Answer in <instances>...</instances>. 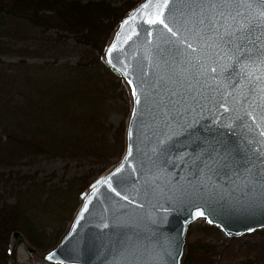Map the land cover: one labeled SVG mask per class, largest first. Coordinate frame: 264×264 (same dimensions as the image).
<instances>
[{
    "label": "water",
    "instance_id": "95a60500",
    "mask_svg": "<svg viewBox=\"0 0 264 264\" xmlns=\"http://www.w3.org/2000/svg\"><path fill=\"white\" fill-rule=\"evenodd\" d=\"M158 5H133L100 54L128 92L121 157L81 190L53 245L34 246L13 230L7 264H19L20 244L46 264H184L193 223L225 238L264 229V185L245 182L264 172L259 94L199 37L147 23ZM174 8H164L163 18L176 31ZM248 70L259 75L255 65Z\"/></svg>",
    "mask_w": 264,
    "mask_h": 264
},
{
    "label": "trees",
    "instance_id": "16d2710c",
    "mask_svg": "<svg viewBox=\"0 0 264 264\" xmlns=\"http://www.w3.org/2000/svg\"><path fill=\"white\" fill-rule=\"evenodd\" d=\"M137 2L0 0V168L6 170L0 172V264L8 256L13 230L30 244L47 248L46 237L36 228L41 220L27 208L37 198L32 190L39 185L31 175L20 174L22 164L57 157L101 163L115 153L117 145L109 138L119 141L121 132L112 133L104 117L116 77L100 54L119 19ZM52 23L72 32L77 44L87 45L72 46V51H87L89 61L85 57L69 66L26 60L63 50L61 36H45ZM4 56L18 60L5 62ZM6 193L15 195L14 202ZM202 229L218 232L207 224ZM186 245L184 264H264V229L219 243L197 238Z\"/></svg>",
    "mask_w": 264,
    "mask_h": 264
},
{
    "label": "rangeland",
    "instance_id": "374dc122",
    "mask_svg": "<svg viewBox=\"0 0 264 264\" xmlns=\"http://www.w3.org/2000/svg\"><path fill=\"white\" fill-rule=\"evenodd\" d=\"M45 36L47 39H56L61 36L60 44L63 46V50L54 54L48 52L44 56L45 58H28L26 60L29 63L41 64L46 61L55 62L56 65L65 64L74 66L77 62L82 61V59L85 61V57L88 58L86 61H89L91 54H88L87 51H72V46H78L83 49H88V47L87 45L77 44L76 36L69 30H63L56 23H52L47 26ZM57 44L60 46L58 42ZM1 59L5 62L18 60V58L7 56ZM114 83H116V86L108 96V106L106 104L104 118L112 126V133L115 129H118L121 132V136L119 137V141H114L111 137L109 138L111 143L117 145V149L114 154L109 155L110 158L106 162L100 163L99 159L96 160L95 158L94 160L89 158L85 162H78L77 160H65L57 157L49 160H39L33 164L25 163L18 168L20 174L31 175L35 179V184L39 185L34 186L35 188L32 190L37 198L31 200V204L29 203L27 208L32 214H36L37 217L39 216L41 220L38 222L36 228L40 235L46 237V247L54 244L58 236L64 231L67 222L78 206V195L87 185H84L85 181H91L121 157L123 151V130L129 113V100L128 92L122 81L116 77ZM3 170L0 168V172ZM41 181L45 182L43 186L40 183ZM9 183L13 184L14 179ZM5 196L10 203L14 202L15 195L6 193ZM204 224L203 221H199L190 225L186 234V243L197 238H205L207 241L219 243L222 238H225L218 229V232L205 231L202 229ZM7 259L8 256L3 258L1 264H7ZM17 262L19 264H46L35 262L26 252L23 244L18 246Z\"/></svg>",
    "mask_w": 264,
    "mask_h": 264
},
{
    "label": "snow or ice",
    "instance_id": "6c2138e0",
    "mask_svg": "<svg viewBox=\"0 0 264 264\" xmlns=\"http://www.w3.org/2000/svg\"><path fill=\"white\" fill-rule=\"evenodd\" d=\"M170 3L175 5L170 18L177 21L176 31L163 18V9ZM253 5L257 6L255 10ZM158 7L160 11L147 23L162 24L173 36L183 30L199 37L218 59L226 58L247 77L252 91L259 94L260 106L264 108V0H159ZM164 54L161 50V55ZM168 55H171V50H168ZM253 65L259 70V75L248 70ZM229 66V63L223 65L225 68ZM133 95H136L135 90ZM136 102L139 104V99ZM261 135L264 136V132ZM246 171L251 173V169ZM245 182L264 185V172L257 176L249 175ZM200 215L202 213H196V216Z\"/></svg>",
    "mask_w": 264,
    "mask_h": 264
}]
</instances>
